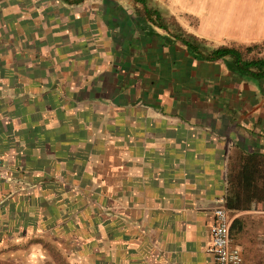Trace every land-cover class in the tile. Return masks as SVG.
Returning <instances> with one entry per match:
<instances>
[{"label":"crops","instance_id":"0c3cea01","mask_svg":"<svg viewBox=\"0 0 264 264\" xmlns=\"http://www.w3.org/2000/svg\"><path fill=\"white\" fill-rule=\"evenodd\" d=\"M101 1L0 0V189L62 184L70 223L72 203L105 206L92 217L107 264H215L230 167L264 154V93L223 59L192 57L139 5ZM147 2L209 47L264 41V0ZM229 210L244 259L264 264V178Z\"/></svg>","mask_w":264,"mask_h":264},{"label":"rangeland","instance_id":"374dc122","mask_svg":"<svg viewBox=\"0 0 264 264\" xmlns=\"http://www.w3.org/2000/svg\"><path fill=\"white\" fill-rule=\"evenodd\" d=\"M101 2L87 0L74 5L99 7ZM120 2L107 1L104 5L134 6L130 0ZM82 18L86 19L82 23L90 22L86 15ZM64 187L57 183L45 191L34 190L31 184L20 192L0 189V264H107L105 220L98 222L96 215L92 217L105 206L89 205L86 210L82 201L72 203L71 208L79 214L67 222L62 198L68 196L72 200L75 191L65 192Z\"/></svg>","mask_w":264,"mask_h":264},{"label":"trees","instance_id":"16d2710c","mask_svg":"<svg viewBox=\"0 0 264 264\" xmlns=\"http://www.w3.org/2000/svg\"><path fill=\"white\" fill-rule=\"evenodd\" d=\"M66 4H80L84 0H60ZM139 5L138 16L152 25L164 29L172 37L184 44L189 54L198 60L215 61L223 59L232 73L257 84L264 93V41L249 46L209 47L206 40L186 33L173 18H165L155 8L148 5L147 0H132ZM237 165L230 167L228 172V193L226 207L236 209L242 194L249 185H257L264 178V154L254 151L246 153ZM238 168V169H237ZM233 227V224H232Z\"/></svg>","mask_w":264,"mask_h":264},{"label":"built area","instance_id":"2783aa9c","mask_svg":"<svg viewBox=\"0 0 264 264\" xmlns=\"http://www.w3.org/2000/svg\"><path fill=\"white\" fill-rule=\"evenodd\" d=\"M213 219L209 227L210 241L207 251L212 255L215 264H250L238 245L230 236L232 221L230 210L223 205L213 210Z\"/></svg>","mask_w":264,"mask_h":264}]
</instances>
